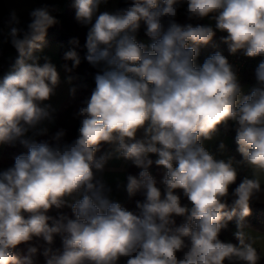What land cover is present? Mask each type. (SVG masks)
Instances as JSON below:
<instances>
[{
    "label": "clouds",
    "instance_id": "clouds-1",
    "mask_svg": "<svg viewBox=\"0 0 264 264\" xmlns=\"http://www.w3.org/2000/svg\"><path fill=\"white\" fill-rule=\"evenodd\" d=\"M106 2L74 0L76 20L88 26L84 59L97 71L71 141L64 130L52 141L35 138L46 129L29 135L50 118L43 102L60 81L56 66L35 55L58 21L47 7L32 10L26 27L15 11L9 15L18 57L0 79V145L26 151L0 171V264H35L37 247L19 255L18 246L34 238L50 246L56 236L62 249L45 248L46 264H259L242 229L264 188L255 175L237 179L240 165L264 172V59L245 94L225 55L197 58L217 31L226 33L230 54L264 58V0H126L100 12ZM181 7L189 21L213 24L179 23ZM142 26L148 43L137 39ZM64 59L81 62L75 48ZM230 124L239 161L218 159L203 144ZM104 145L112 151L97 156ZM113 152L141 169L127 176L128 196L143 197L135 211L96 177ZM153 164L166 170L163 191L148 170ZM65 207L71 215H49ZM231 221L238 244L219 239Z\"/></svg>",
    "mask_w": 264,
    "mask_h": 264
},
{
    "label": "trees",
    "instance_id": "trees-1",
    "mask_svg": "<svg viewBox=\"0 0 264 264\" xmlns=\"http://www.w3.org/2000/svg\"><path fill=\"white\" fill-rule=\"evenodd\" d=\"M42 1L44 6L51 9L53 16L58 21V23L48 29V37L45 38L44 42H56L63 63L67 65L69 69H71V71H68V73L74 90V100L67 107L66 110L61 112H55L53 116L54 123L52 124L50 129L46 130V132L41 135H36L35 138L38 140L52 141V138L57 132L64 130L66 133L65 139L71 141L72 139H75L78 135L80 117L77 115V113L79 111V108L83 106V102L90 97L91 92L95 87L94 76L97 70L93 68L86 61V59H84L86 52V50L84 49V44L86 41L88 27L80 24L76 20L74 3L70 1L67 2L65 9L62 12H58L54 8L52 3H49L47 0ZM125 6L126 0H119L117 9L123 8ZM185 17V8L181 7L178 11L177 21L181 24L189 22L193 23L194 25L197 24L194 21H189ZM2 20L8 23L9 14L4 12L3 10H0V21ZM204 22L206 23L207 21ZM20 26L25 27V24H21ZM142 35H145L143 26L137 36V39L139 41L140 36ZM0 38L3 39L1 32ZM73 39L79 41L78 47L71 43ZM73 48H75L81 58L80 64L75 67H73V61L64 59L65 53L70 50H73ZM216 52H220L226 57L228 56L227 45L223 43L221 38L214 36L213 39L207 45L199 46V56L197 58V62L202 63L206 57L215 54ZM10 61L11 60H3L0 62H3L7 67V64ZM259 62V60H250L246 63L241 72L242 82L249 83L252 86V83L254 81V71ZM248 91H246L245 94H247ZM220 128H222L225 131V134H227L229 137L228 149L233 152L234 156L241 158L240 154L237 151V145L235 143V131L232 129V125L230 124L228 129H225L223 126H221ZM106 146L107 145H104L102 147L101 151L97 153V156L102 153ZM24 151L26 150L19 144H5L3 157L0 159V171L12 167L14 165L15 157ZM152 159L155 160L153 156ZM140 170L141 169L137 168L129 161L128 167L125 172L126 182L128 175L138 176ZM148 170L150 174L157 180L158 186L163 191L164 185L162 184V180L166 175V171L164 170V168L158 167L153 164ZM96 177L100 180L97 173ZM244 177V174H238L237 184ZM235 186L236 185H233L232 187L234 188ZM261 186L262 188H264V184H261ZM178 194L182 197V192H179V190ZM138 200H143L142 195L137 194L134 197H129L127 194L124 199L120 202V204L129 211H135L136 201ZM182 203H187L186 199H184L183 197ZM229 204H231V199H229ZM250 208L251 213L248 217H246V224L244 225L243 229L248 228L264 233V191L260 193L259 200H254L251 203ZM58 211L71 215L70 209L67 207L62 210L52 209L50 210L49 215L55 217L57 216ZM175 220L177 225L182 224L184 222L183 217H175ZM235 229H237L235 221L228 222L227 227L220 232L219 239L226 243L230 242L232 240V231ZM29 247H37L38 249V252L33 256L35 264H46L45 257L42 255L43 250L47 247H51L53 250L62 249V239L60 236H56L52 245L49 246L42 239L34 238V240L29 242V244L18 246L17 253L19 255H27ZM257 253L261 258L259 264H264V251H258ZM178 255H182V253H178ZM120 264H125L124 258H121Z\"/></svg>",
    "mask_w": 264,
    "mask_h": 264
},
{
    "label": "crops",
    "instance_id": "crops-1",
    "mask_svg": "<svg viewBox=\"0 0 264 264\" xmlns=\"http://www.w3.org/2000/svg\"><path fill=\"white\" fill-rule=\"evenodd\" d=\"M47 1L49 3H52L54 8L56 9L54 5V0H47ZM69 1L70 2L72 1L74 3V0H66V3ZM118 3H119V0H107L106 3L100 4L99 11L100 12L115 11L118 8ZM41 7H46L44 6L42 0H0V10H3L9 15L11 12L15 11L20 18L21 24H25V27L29 21V13L32 10L36 8H41ZM48 9L53 15L51 9L50 8ZM75 15H76V9H75ZM204 21H207V23H213L209 21V19H204ZM199 22H202V21H199ZM6 29H8L9 31L8 23H6L3 20L0 21V32L3 36V39L0 38V61L11 60L7 64L5 74H7L10 70H12V67L15 64V61L18 57L17 51L12 46L8 35H6L5 33ZM46 37H48V34H46ZM35 55L39 57V62L41 64L47 61V62H51L52 64L56 66L58 73H59L60 81H59V84L55 87L54 92L49 98V100L43 102L44 106H48V110L50 112V118L44 120L41 123V125L38 126V129L31 131L29 135H33L35 134V132L41 129L49 130L52 124L54 123V119H53L54 113L58 111L61 112V111L66 110L67 107L74 100V90H73L72 82H71L68 71L65 70V67H64L65 64L63 63L60 57L57 43L53 41L44 42L43 48L37 51ZM4 147H5V144L0 145V159L3 157ZM109 151H112V148L107 145L100 155L106 152H109ZM153 157L156 159L155 156ZM128 163L129 161L123 158L117 157L116 154L113 152L112 157L107 160L103 169L97 172L100 180L103 183H105V185L109 189H111L110 192L116 193V195H110V196L113 200H119L118 202L122 201L124 197L127 195V192H126L127 182L125 180V172L128 167ZM234 233L235 232H233L232 234L233 238L234 240H237L235 238ZM244 238L245 240L250 241L247 235H245ZM256 242H257V246H259L258 251L261 252L260 249H264V241L257 240Z\"/></svg>",
    "mask_w": 264,
    "mask_h": 264
},
{
    "label": "rangeland",
    "instance_id": "rangeland-1",
    "mask_svg": "<svg viewBox=\"0 0 264 264\" xmlns=\"http://www.w3.org/2000/svg\"><path fill=\"white\" fill-rule=\"evenodd\" d=\"M54 5H55L56 10L58 12H62L65 9L66 0H54ZM185 18H187V17H185ZM193 21L195 23L198 22L199 24H203V25L213 24V23H207V22L205 23L204 20H199V21H202V22H199V21H196V20H193ZM5 33H6V35H8V29L5 30ZM225 35H226V33H221L219 31H217L215 36L218 37V38H221L222 36H225ZM140 41L144 42V43H148L149 42L148 38L146 37V35L140 36ZM238 78L240 80L241 85L244 88V91L245 92L248 91L251 88V85L249 83L242 82L241 74L238 75ZM221 142H223L225 144V150L223 152H221L219 150V144ZM228 143H229V137H228L227 134H225V131L222 128H219V131L216 134L213 135L211 140H204L203 141L204 147L208 151H210L216 158L227 160L229 157H234L236 161L241 160L242 158H238V157L234 156L233 152L228 149ZM238 173L239 174H244L245 176H247L249 178H251L253 175H255V178L257 180H259V182L261 184H264V172H256L254 174L253 171L250 168H248L247 166L240 165V166H238ZM110 195H116V193L115 192L114 193L110 192ZM115 201L118 202L119 200H115ZM242 230H243L244 234L247 235L248 239L250 240V241L246 240V242L251 243L252 246L258 252L259 246H257V242L256 241L257 240L264 241V233H261V232H258V231L252 230V229H248V228L242 229ZM236 231H237V229L233 230L232 234H233V232H236ZM230 243L238 244V241L234 240L233 235H232V240L230 241ZM260 251H264V249H260ZM225 264H228V262L226 261Z\"/></svg>",
    "mask_w": 264,
    "mask_h": 264
},
{
    "label": "built area",
    "instance_id": "built-area-1",
    "mask_svg": "<svg viewBox=\"0 0 264 264\" xmlns=\"http://www.w3.org/2000/svg\"><path fill=\"white\" fill-rule=\"evenodd\" d=\"M211 21V20H209ZM213 22V21H211ZM227 59L229 60L230 63L233 64L236 72H237V75L241 74L244 66L246 65V63L250 60H261V59H264L262 57H255V58H249V57H246L242 52H238L237 54L233 55V54H230L229 51H228V56H227ZM5 71H6V65L3 63V62H0V79H2V77L4 76L5 74ZM255 83V80L253 81L252 85Z\"/></svg>",
    "mask_w": 264,
    "mask_h": 264
}]
</instances>
